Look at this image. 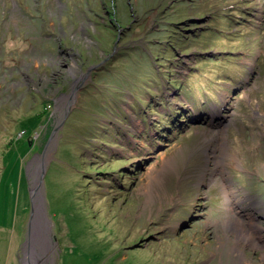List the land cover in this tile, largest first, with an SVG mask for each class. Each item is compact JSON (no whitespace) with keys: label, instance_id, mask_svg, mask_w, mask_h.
Listing matches in <instances>:
<instances>
[{"label":"rangeland","instance_id":"rangeland-1","mask_svg":"<svg viewBox=\"0 0 264 264\" xmlns=\"http://www.w3.org/2000/svg\"><path fill=\"white\" fill-rule=\"evenodd\" d=\"M26 256L264 264V0H0V264Z\"/></svg>","mask_w":264,"mask_h":264},{"label":"water","instance_id":"water-1","mask_svg":"<svg viewBox=\"0 0 264 264\" xmlns=\"http://www.w3.org/2000/svg\"><path fill=\"white\" fill-rule=\"evenodd\" d=\"M45 173V170L43 169L42 170V175H41V179H40V181H39V183L40 184H42L41 182L43 181V178H42V176H43V174ZM34 189H37L36 187L34 188ZM32 190L33 192L31 193V219H30V223H29V230H30V233H29V236H28V238H30L31 237V230L32 229H34L35 228V226H37L36 224H34V223H32V221L33 220H35V219H37L38 217H40V216H42L43 215V213L42 212H40L39 211V207L37 206L38 204L37 203H35V200L37 199V196L34 194L35 193V191L36 190ZM32 228V229H31ZM28 243H31L30 241H27ZM34 242V241H33ZM30 253V252H29ZM31 255L29 254V257H30ZM26 260V263H30V258H26L25 259Z\"/></svg>","mask_w":264,"mask_h":264},{"label":"trees","instance_id":"trees-1","mask_svg":"<svg viewBox=\"0 0 264 264\" xmlns=\"http://www.w3.org/2000/svg\"><path fill=\"white\" fill-rule=\"evenodd\" d=\"M15 34V31H14V28H12V35H14Z\"/></svg>","mask_w":264,"mask_h":264},{"label":"crops","instance_id":"crops-1","mask_svg":"<svg viewBox=\"0 0 264 264\" xmlns=\"http://www.w3.org/2000/svg\"><path fill=\"white\" fill-rule=\"evenodd\" d=\"M39 240H40V237L38 238ZM40 242H41V240H40ZM27 257V256H26Z\"/></svg>","mask_w":264,"mask_h":264},{"label":"bare ground","instance_id":"bare-ground-1","mask_svg":"<svg viewBox=\"0 0 264 264\" xmlns=\"http://www.w3.org/2000/svg\"><path fill=\"white\" fill-rule=\"evenodd\" d=\"M45 190V189H44ZM39 238V237H38Z\"/></svg>","mask_w":264,"mask_h":264}]
</instances>
